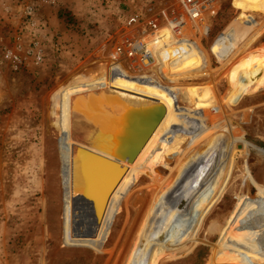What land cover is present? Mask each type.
Wrapping results in <instances>:
<instances>
[{"label":"rangeland","instance_id":"1","mask_svg":"<svg viewBox=\"0 0 264 264\" xmlns=\"http://www.w3.org/2000/svg\"><path fill=\"white\" fill-rule=\"evenodd\" d=\"M200 1L210 4L196 56L203 65L189 75L186 65L164 64L168 81L124 59L112 74L109 55L129 18L155 22L175 0H0V52L13 53V62L0 57V264H219L222 256L264 264V0ZM157 30L146 26L145 35L152 40ZM109 76L162 96L175 118L153 138L142 168L124 167L96 238L76 239L60 127L67 116L75 122L70 95ZM187 90L202 96L187 101ZM218 155L224 162L212 176L207 160ZM192 172L208 192L182 222L163 200ZM83 193L93 232L92 199L104 203L103 194L96 184ZM238 203L247 221L235 214Z\"/></svg>","mask_w":264,"mask_h":264},{"label":"bare ground","instance_id":"2","mask_svg":"<svg viewBox=\"0 0 264 264\" xmlns=\"http://www.w3.org/2000/svg\"><path fill=\"white\" fill-rule=\"evenodd\" d=\"M194 28L197 29V26L193 27V29ZM200 33L202 34L201 31ZM162 41H160L161 45H163L164 43ZM250 43L251 41H249L244 48L248 47ZM177 49L180 50V48ZM170 50L167 52L172 53V51ZM182 50L184 51L183 53L187 51L186 54L183 56V58L178 59L180 58V51H179L178 54H176L177 57L175 58L174 56L175 59L171 58L172 55H169L166 56V58H160L159 63L162 64L163 68L166 67V65L164 66V64L169 65L168 68L172 67L171 70H173V68L176 66L186 65V68H183L185 73L189 75L196 73L199 70L200 66L203 65L200 61L198 60L196 61L197 53L199 52V50L201 51L199 37L195 38V44L188 46L186 48L183 47ZM189 61L191 62L189 63ZM148 69L151 70L154 69V71H158V73L161 74L160 75L161 78H163L164 76L165 78L163 79L166 80L169 79L167 75H164L166 72L162 74L160 73L159 69L153 67H149ZM126 77L129 79L132 78L133 80H138L137 78H141V79L144 78V77H131L130 75ZM77 94H81L79 96H83L84 98V100L80 104L82 106V110L80 111L77 108L78 103H75V98ZM201 96L202 93H192L189 90H187L184 94V97L187 101H190L196 97H201ZM208 98L210 102L212 97L209 95ZM69 105L71 108L70 115L72 116V114L74 113L75 122L73 123V125H71L72 118L70 116H67V121H65V124H63V126H61L60 129L62 136H65L69 141V146H68V148H70L69 159H68V163L70 167L69 173L71 175L72 183L75 187L74 196H73V210L74 211L76 210L74 215V220L80 221V224L79 222L74 223L75 226H73V236L76 239H92V238H96L97 236L98 230L103 220L105 209L107 207V202L109 199L107 200L104 210L102 211L101 214L99 208L101 207L103 203L101 201L103 200L100 198L96 199L97 216L92 214L95 220L94 222L95 230H93L92 232L91 231L92 229L90 230L88 229L90 231V237L88 238L77 237L75 231H80L81 233L83 230L86 231L84 221H86L87 218L86 217L87 209L85 208L86 207L89 208L87 195H84L83 190H90L93 188L95 184L97 185L98 188V184L93 179L89 178L88 175L89 172L87 169V160L85 158L86 149L84 148L81 149L82 147H79L77 143L73 142L71 138L72 132L73 131L74 133L76 132L77 126H79L81 122H84V124L87 125V123L90 122V118L94 117L97 114H103L105 112H108L110 110L114 112L117 111L120 113L126 112L130 114H136L137 116L146 115L149 117H159L160 115H162L163 119L156 128L155 132L150 137L149 141L144 146L142 151L139 153L135 161L130 163L131 168L128 167L129 169L137 170V168L138 169H140V167L142 168V160L147 156V153L151 151V144L153 138L155 137L157 132L161 129V127L165 124V122L169 120V118H175V113L171 108V106L165 101V99L162 96L158 94H154L151 91L146 90L144 88L138 87L135 84H132L131 82L124 83L123 81H115L111 78V76H109L105 80V82H98L94 80V81H88L82 83L76 90V93H72L70 95ZM68 121L69 124H67ZM223 159L224 158H221L218 155L214 160L212 159V162H210L209 159L207 160L208 166L213 169V173H211L212 176L219 174V171L221 169V162H224ZM126 164L127 163L125 162H120V165L123 167L128 165ZM204 173L206 174L207 172L205 171ZM179 181L180 182L177 183V187L174 186L172 189H170L168 195H166L163 201H164V205L167 206L168 214H170L174 218L177 217L179 221L184 222L185 220L187 221L190 220V218L194 215L195 207L197 203H200L205 199L204 196L207 194L208 189L207 190L201 189V191H199L198 189L199 181H195V178L193 177V172L184 175L182 178H180ZM99 192L101 191L99 190ZM103 199L105 202L104 195H103ZM79 212H80V216H79ZM235 214L236 215L240 214L241 218L247 221L240 203H238L235 208ZM78 224L79 226L77 227ZM81 225H84V227L83 228L80 227ZM219 264H235V263H231L227 258L222 256L219 260Z\"/></svg>","mask_w":264,"mask_h":264},{"label":"water","instance_id":"3","mask_svg":"<svg viewBox=\"0 0 264 264\" xmlns=\"http://www.w3.org/2000/svg\"><path fill=\"white\" fill-rule=\"evenodd\" d=\"M162 119V115L159 117L137 116L110 110L90 118L87 125L81 122L76 132H72L73 142L82 147L81 149H86L85 158L89 178L98 184L99 190L105 197V202L99 208L100 214L125 176V168L120 165V162L130 164L135 161ZM91 199L92 197H89V200ZM96 201L93 197L92 204L95 207L93 215H96ZM78 222L80 224V221ZM75 234L79 238L90 237V231L87 230H83L82 233L75 231Z\"/></svg>","mask_w":264,"mask_h":264},{"label":"built area","instance_id":"4","mask_svg":"<svg viewBox=\"0 0 264 264\" xmlns=\"http://www.w3.org/2000/svg\"><path fill=\"white\" fill-rule=\"evenodd\" d=\"M43 1L53 4L55 0ZM209 5L208 2L200 0H175L176 7L168 13L162 12L159 15L160 17L155 19V22L147 21L144 23L137 16L129 18L126 21L127 31L109 55L111 61L110 71H112V74L116 69L121 70L119 63L122 59L128 60L130 68L138 73L152 71L146 66L159 69L162 73L161 69L163 66L157 62L159 59L156 57V54L163 53L169 47H174L173 50H170L172 51L170 54L172 55L171 58L175 59L177 57L176 54L180 51V58L178 59H181L187 52L183 53V47L186 48L195 44L196 37L202 39L204 36H207L209 31L207 23L210 16V13L209 15L207 14V6ZM27 10V14L30 15L32 8H28ZM157 22L165 23V25H162L164 27L160 26V29L157 28ZM146 26L158 29L156 37L152 40H149L147 35H145ZM195 26H197V29H193ZM154 35L155 33L149 36ZM161 40H164L162 41L164 42L163 45L160 44ZM176 47L180 48V50ZM0 57L13 62V53L10 51L0 52ZM36 59L37 61L41 60L40 53L37 54ZM163 78L165 77L163 76Z\"/></svg>","mask_w":264,"mask_h":264}]
</instances>
